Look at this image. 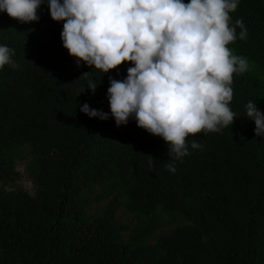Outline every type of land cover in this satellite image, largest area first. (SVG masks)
Wrapping results in <instances>:
<instances>
[{
	"label": "trees",
	"instance_id": "16d2710c",
	"mask_svg": "<svg viewBox=\"0 0 264 264\" xmlns=\"http://www.w3.org/2000/svg\"><path fill=\"white\" fill-rule=\"evenodd\" d=\"M37 15L19 23L0 13V44L16 64L0 68V264H264V137L245 110L251 100L264 113V0H239L230 13L247 36L239 39L237 27L228 47L249 65L233 75L232 125L189 137L200 147L189 143L179 160L131 118L116 126L80 112L84 103L108 112L109 77L123 79L130 64L103 75L77 67L46 0ZM24 153L32 195L4 188ZM106 184L139 218L127 239L107 219L86 215L97 199L85 192ZM157 210L190 224L147 243Z\"/></svg>",
	"mask_w": 264,
	"mask_h": 264
},
{
	"label": "clouds",
	"instance_id": "9594fccd",
	"mask_svg": "<svg viewBox=\"0 0 264 264\" xmlns=\"http://www.w3.org/2000/svg\"><path fill=\"white\" fill-rule=\"evenodd\" d=\"M44 0H0V13L19 23L39 19ZM49 17L63 22L62 47L74 58L102 75L122 62L130 64L126 76L109 77L108 112L90 108L80 112L116 126L131 118L137 128L162 139L168 154L179 160L200 147L189 137L219 132L232 125L230 108L234 74L248 70L246 58L229 44L247 36L242 19L230 13L239 0H46ZM13 50L0 44V68L16 67ZM91 72L83 73L89 77ZM101 75V76H102ZM97 83L88 81L95 91ZM246 117L254 135L264 137V113L249 100ZM174 171L171 164L166 165Z\"/></svg>",
	"mask_w": 264,
	"mask_h": 264
},
{
	"label": "rangeland",
	"instance_id": "374dc122",
	"mask_svg": "<svg viewBox=\"0 0 264 264\" xmlns=\"http://www.w3.org/2000/svg\"><path fill=\"white\" fill-rule=\"evenodd\" d=\"M28 158L27 153H24L20 159L16 160L15 171L17 175L4 185L5 190L21 189L30 195L33 194L35 187L26 172ZM85 195L97 199L96 202L88 206L86 215L90 219L95 217L107 219L115 228H119L121 236L127 239L139 218L126 209L125 197L122 192L110 184H106L91 187L85 192ZM155 217L158 218L159 228L148 237L147 243L150 244L156 243L161 235L169 233L175 227L190 224L177 213L172 214L157 210Z\"/></svg>",
	"mask_w": 264,
	"mask_h": 264
}]
</instances>
